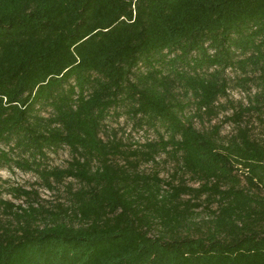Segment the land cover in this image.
Returning a JSON list of instances; mask_svg holds the SVG:
<instances>
[{
    "label": "trees",
    "instance_id": "trees-1",
    "mask_svg": "<svg viewBox=\"0 0 264 264\" xmlns=\"http://www.w3.org/2000/svg\"><path fill=\"white\" fill-rule=\"evenodd\" d=\"M255 115L264 125V0H0V169L62 187L68 204L19 188L26 209L0 200L15 222L0 225V264H264ZM120 116L155 139L104 140ZM60 149L66 167L49 168ZM161 156L171 179L139 172Z\"/></svg>",
    "mask_w": 264,
    "mask_h": 264
},
{
    "label": "rangeland",
    "instance_id": "rangeland-1",
    "mask_svg": "<svg viewBox=\"0 0 264 264\" xmlns=\"http://www.w3.org/2000/svg\"><path fill=\"white\" fill-rule=\"evenodd\" d=\"M227 76H229L230 79H234L235 74L231 71H227ZM240 88L234 87L232 85V92L230 93L231 97L234 100L241 101L244 103V105H247V102L245 99H243L244 94L237 90ZM43 115H47V113L44 111L41 112ZM228 114H220L218 118L213 120L212 122L205 121L204 124H201L199 122H195V127L198 130H209L213 126L218 125L223 118ZM259 116L253 117V125H252V134L255 137H264V125L260 122ZM107 129H105L104 133L101 135L102 138L105 140L106 136H112L117 135V138L122 139L124 143H132L133 141L144 143L145 140L149 139H155V134L152 131H142L137 132L135 129H132V125L127 122V119L125 116L120 117H113V119H109L106 121ZM234 127L230 124L223 125L221 129V136L228 137L231 134L235 133ZM49 158L47 161L48 167H58V168H64L67 165V162L70 160V155L66 149H60L55 153H49ZM139 172L150 174L152 172H158L159 177L163 179H171L172 175H174V172L177 170V167L175 163L172 160L165 159L164 156H161L157 159V164H144L139 167ZM242 176L241 174H238ZM175 184L179 183L180 179H184L186 181V185L190 187H198V184L195 182H192L189 179L188 175H184L182 173H177V176L175 178ZM68 182H72L71 180H67L64 184H67ZM73 183L74 190L78 189L80 186L75 183ZM242 185L245 184V180L241 179ZM0 185L3 189L2 195L0 196V200L6 201L8 203L13 204L14 206H21L23 209L27 208L28 200L26 197L21 196L13 191V189H22L24 191H28L30 195L33 198H36L37 204L42 205L48 209H54L53 207L58 204H67V196L66 192H64V189L62 187H58V190L49 191L46 190L40 181V179L35 175L34 173H26L21 170L15 169L14 167L11 169L7 168H1L0 169ZM13 192H10V191ZM181 199L183 201H186L189 199V196H182ZM201 199H204L201 198ZM200 200L199 202H201ZM205 203H202L201 208L195 210V216L193 217V221L202 225V222L209 219V215L207 213V210L205 209ZM211 209H214V207H211ZM6 209L0 207V225H3L5 227L10 225H15V222L13 221L11 216H8L6 213ZM188 235L194 236L197 234L196 229L190 228L189 233L185 232Z\"/></svg>",
    "mask_w": 264,
    "mask_h": 264
}]
</instances>
